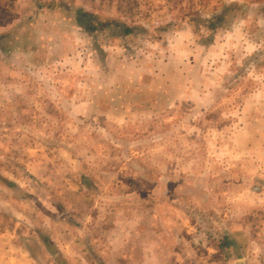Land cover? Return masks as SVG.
<instances>
[{
	"label": "rangeland",
	"instance_id": "1",
	"mask_svg": "<svg viewBox=\"0 0 264 264\" xmlns=\"http://www.w3.org/2000/svg\"><path fill=\"white\" fill-rule=\"evenodd\" d=\"M153 225L157 264H264V0H0V264Z\"/></svg>",
	"mask_w": 264,
	"mask_h": 264
},
{
	"label": "crops",
	"instance_id": "2",
	"mask_svg": "<svg viewBox=\"0 0 264 264\" xmlns=\"http://www.w3.org/2000/svg\"><path fill=\"white\" fill-rule=\"evenodd\" d=\"M111 228L112 229L109 228V230H106V228L99 230L102 234L106 233L107 237L104 239L105 247H101L102 249H100L98 247L99 244L94 246L97 250H102V253L99 255L104 260H101L100 264H157L158 262L163 261V259L160 260V255H162V252H166L168 247L165 244L160 245L161 240H158L156 243H154V238H156L157 235L153 236V238L151 237V239L144 237L146 233L143 231L144 229H149L148 232H150L151 235L159 233V229H155L154 225L152 227L149 226L148 228L139 226H135L134 228L132 226L129 228L127 226L121 228ZM91 229H93V231L95 230L94 227H87V230H83L82 232L88 230L91 232ZM114 234L117 236L112 238V235ZM1 235L2 234H0V236ZM131 239H134L132 241V248L130 247ZM107 241L108 246L106 244ZM14 242L16 243H14V245H10V250H21L22 248H26L20 241L15 240ZM172 254L173 253H171L170 256ZM72 261H74V258L71 260V264H73ZM237 262L240 263L239 259ZM76 263L80 264L79 261ZM86 263L91 264L90 261Z\"/></svg>",
	"mask_w": 264,
	"mask_h": 264
},
{
	"label": "trees",
	"instance_id": "3",
	"mask_svg": "<svg viewBox=\"0 0 264 264\" xmlns=\"http://www.w3.org/2000/svg\"><path fill=\"white\" fill-rule=\"evenodd\" d=\"M79 12V14H80V18H79V21L80 22H82L83 21V18H89V17H91V13H89V12H85V11H82L81 9L78 11ZM94 17V16H93ZM92 17V18H93ZM83 24H84V22H83ZM88 27H90V30H91V26H88ZM127 28H126V30H125V32H129L130 31V27H128V26H126ZM125 28V27H124ZM227 244V243H226ZM226 244H224V245H226Z\"/></svg>",
	"mask_w": 264,
	"mask_h": 264
}]
</instances>
